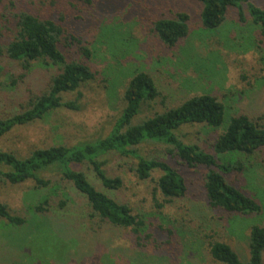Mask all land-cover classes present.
I'll use <instances>...</instances> for the list:
<instances>
[{"label": "rangeland", "instance_id": "374dc122", "mask_svg": "<svg viewBox=\"0 0 264 264\" xmlns=\"http://www.w3.org/2000/svg\"><path fill=\"white\" fill-rule=\"evenodd\" d=\"M253 2L264 8V0ZM22 11L62 21L92 52L91 67L97 71V77L80 89L79 111L59 110L46 121L14 130L1 140L2 150L26 156L53 143L73 145L102 135L122 106L123 87L129 80L125 74L134 70L148 72L164 99L163 104L160 98L146 102L138 121L194 94H210L222 101L225 109L222 128L233 114L264 116V50L260 53L253 46L256 26L250 21L244 27L238 26L236 15L231 19L234 14L230 17L232 21L225 20L218 29L205 31L199 30V4L195 0H94L88 5L78 0H1L0 33L6 35V28H13L12 16ZM178 12L189 15L190 35L171 50L157 41L151 23L161 17L173 18ZM106 27H117L125 40L133 42L132 53L119 65L111 55L117 50L109 43V36H102ZM100 34L103 38L98 43ZM67 56L70 60L81 58L76 43L67 49ZM0 67L4 84L0 87V117H3L19 108L30 89L39 88L36 80L44 83L46 79L34 71L10 94L9 75L19 77L21 68L3 58ZM116 78L120 80L118 89L115 83V89L111 85ZM75 96L67 94L65 98L73 100ZM178 136L185 143L207 147L215 132L202 126H184ZM164 149L152 144L139 146L145 157L168 160L186 176L189 198L163 209L157 207L162 199L153 194L152 185L139 182L123 167L124 159L116 154L104 157L110 164L108 172L123 178L117 198L146 217L147 229L139 237L130 230L86 217L84 212L88 210L76 194H71L73 200L63 212L52 209L44 216H33L27 206L36 204L46 191L31 192V181L14 187L0 185V202L27 220L14 226L0 219V264H216L207 252L206 238L211 236L207 225H213L219 239L231 245L241 261H246L247 228L252 224L264 225V168L231 177L237 188L256 197L262 205V214L253 219L229 217L225 221L224 216L205 209L198 193L200 173L176 165ZM82 170L93 177L87 168ZM188 209L200 213L199 218L184 217L182 212Z\"/></svg>", "mask_w": 264, "mask_h": 264}, {"label": "trees", "instance_id": "16d2710c", "mask_svg": "<svg viewBox=\"0 0 264 264\" xmlns=\"http://www.w3.org/2000/svg\"><path fill=\"white\" fill-rule=\"evenodd\" d=\"M78 1L86 5L94 2ZM195 1L199 4V30L214 31L234 14L231 19L236 15L234 22L238 26L244 27L247 21L256 26L253 46L260 53L264 50L263 7L253 0ZM12 21L13 28L7 27L6 35L0 33V58L16 63L22 72L19 77L9 75L11 80L7 90L11 94L18 83L34 71L46 80L44 83L36 80L39 88L36 91L30 89L18 109L0 117V142L14 130L46 121L59 110L79 111L80 89L97 77V71L91 67L92 52L64 27L62 21L26 11L14 14ZM188 21L187 13L178 12L173 18L152 20V31L162 46L172 50L190 35ZM102 32V36H109V43L117 50L111 55L119 65L132 53L130 46L133 42L125 40L117 27H106ZM102 38L100 34L98 43ZM75 43L81 58L70 60L67 49ZM1 74L0 67V87L4 85ZM126 76L129 80L123 87L122 106L102 135L73 145L53 143L34 149L26 156L0 149V185L14 187L31 181V192L46 191L36 204L27 206L33 216H44L52 209L57 213L63 212L73 200L71 194H76L83 199L88 210V213L84 212L86 217L130 230L139 237L147 229L146 217L134 211L128 202L117 198L123 178L108 172L110 164L104 157L120 156L124 159L123 167L128 168L139 182L152 185L153 194L162 199L161 204L157 203L158 208L184 203L189 198L186 176L168 160L141 154L139 146L152 144L164 146V153L176 165L200 173L198 193L206 210L224 216L222 219L225 221L229 217H259L262 205L255 200L256 197L237 188L231 177L235 174L249 175L258 167L264 168V116L233 114L222 128L225 110L222 101L210 94H194L138 121L146 102L160 98L163 104L164 99L148 72L134 70ZM114 83L116 88L119 87V78L112 80L111 85L115 89ZM67 94L76 96L68 100L65 98ZM184 126L206 127L214 131L215 136L207 147L185 143L178 136V131ZM83 168L91 171L93 177L90 178ZM45 174H55L56 177L46 178ZM182 215L196 219L200 213L195 214L194 210L188 209L183 210ZM0 219L14 226L27 222L3 202H0ZM205 227L211 235L206 238L207 252L216 264H262L264 225L252 224L247 228L246 261H241L232 246L219 239L213 225Z\"/></svg>", "mask_w": 264, "mask_h": 264}]
</instances>
